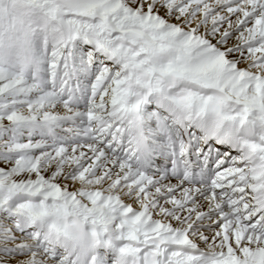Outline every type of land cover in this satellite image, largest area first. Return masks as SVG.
<instances>
[{
    "label": "snow or ice",
    "instance_id": "obj_1",
    "mask_svg": "<svg viewBox=\"0 0 264 264\" xmlns=\"http://www.w3.org/2000/svg\"><path fill=\"white\" fill-rule=\"evenodd\" d=\"M71 216L114 264H264V0H0V264H81Z\"/></svg>",
    "mask_w": 264,
    "mask_h": 264
},
{
    "label": "clouds",
    "instance_id": "obj_2",
    "mask_svg": "<svg viewBox=\"0 0 264 264\" xmlns=\"http://www.w3.org/2000/svg\"><path fill=\"white\" fill-rule=\"evenodd\" d=\"M61 223L65 224V227L57 238L74 251L81 264H84L99 244L100 238L92 234L90 226L82 218L71 216ZM118 259L123 264L126 258L118 257Z\"/></svg>",
    "mask_w": 264,
    "mask_h": 264
},
{
    "label": "bare ground",
    "instance_id": "obj_3",
    "mask_svg": "<svg viewBox=\"0 0 264 264\" xmlns=\"http://www.w3.org/2000/svg\"><path fill=\"white\" fill-rule=\"evenodd\" d=\"M117 221H113L112 224L109 225L111 233H114L116 236L118 235V232L115 229ZM122 242V239H116L111 245L105 246L103 242L97 245V247L94 249V253L101 259L102 264H108L107 262L104 263L106 258H104L102 255L107 257L108 261H112L111 264H114L115 258L117 256V250L120 247V243ZM101 251V252H100ZM100 252V253H99ZM102 255H99L101 254Z\"/></svg>",
    "mask_w": 264,
    "mask_h": 264
},
{
    "label": "rangeland",
    "instance_id": "obj_4",
    "mask_svg": "<svg viewBox=\"0 0 264 264\" xmlns=\"http://www.w3.org/2000/svg\"><path fill=\"white\" fill-rule=\"evenodd\" d=\"M111 235H112V236H113V238H114V239H113V241H112V243H113V242L116 240V239H115L116 235H115L114 233H111ZM123 243H124V241L122 240V242H121L119 245L121 246ZM100 252H101V251H100ZM100 252H99V253H100ZM99 255H102V253H101V254H99ZM104 255H105V254H104ZM104 255H102L104 258H106V260L104 261V263H106V262H107L108 264H111V262H112V261H111V260H110V261H108L107 257H105Z\"/></svg>",
    "mask_w": 264,
    "mask_h": 264
}]
</instances>
